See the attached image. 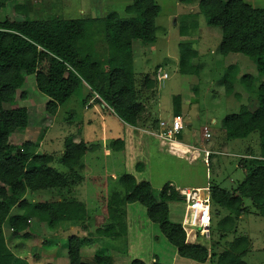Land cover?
<instances>
[{"label": "rangeland", "instance_id": "1", "mask_svg": "<svg viewBox=\"0 0 264 264\" xmlns=\"http://www.w3.org/2000/svg\"><path fill=\"white\" fill-rule=\"evenodd\" d=\"M111 1L114 5L107 6L110 0H87L81 3L76 0H19L18 2L11 0L0 9V22L4 20L39 21L46 17L65 20L102 18L112 11L116 12L120 18L133 16L125 11L132 0L121 4H117L118 2L115 0ZM253 1L254 8H264V0ZM90 2L93 6L91 11ZM156 2L160 7V12L155 19L157 41L153 46L151 45L152 47L150 46L147 56H141L134 60L133 64L136 97L142 109L141 118L136 126L140 129L146 128L151 133L156 132L158 119L165 117L166 112H170L171 103L177 110L182 103V108L190 107L191 117L187 119L182 114L180 121L183 124V129L175 139L191 134L197 141L203 143L201 130L206 126L210 129L211 138L204 143L207 144V147L213 146V149L217 150L226 141L221 133L222 119L228 114L237 113L240 105L249 107L250 100L256 103V94L250 92L240 82L239 77L235 83L236 92H233L234 94L229 97L225 95L220 82L228 59L218 52L221 33L219 28L206 25L203 16L198 13L197 2L190 6L180 5L176 0H156ZM18 8L24 9L25 13L21 10L18 11ZM181 22H197V27L189 28L188 35L182 37L179 35ZM181 42L191 44L192 50L197 52V57L191 61L192 70L179 68L178 45ZM101 47L103 46L99 43L96 49L102 54ZM234 56L232 60L237 62L242 55ZM244 58L249 60L247 57ZM250 62L246 65L245 70L240 71L241 75L249 73L252 76H257L255 63ZM47 67L48 64L42 62L38 68L41 71H46ZM158 72L166 73L167 79L158 80ZM16 78L19 86L16 89L14 101L3 105L4 109L16 112L18 115L19 128L10 136V142L20 146L24 142L30 141L34 144L31 150L35 152H37L36 147L41 145L39 146L40 152L54 156L52 167L59 172L66 173L67 170L56 160L62 154L64 139L74 137L75 133H79L75 132L77 127L70 121L77 118L83 111L82 92L74 94L58 108L55 115H51L46 111V103L49 99L37 91L34 75H28L25 69L20 68L16 71ZM262 80V78L258 79L257 85ZM86 90L88 91L87 88ZM91 94L95 99L96 96L92 92ZM89 98L91 96L87 100ZM210 120H216V123L214 124ZM103 123L105 124L99 117L95 118L92 125L85 128L84 134L88 135L89 139L92 136L93 140H96ZM120 125L119 122L116 123V128L120 131L119 138L126 140L124 153L111 150L112 156L105 158L98 146L97 150H89L82 158L83 164L86 165L85 169L84 166L81 170L78 169V174L82 179L77 181L75 187L71 186L69 192L68 189L28 191L24 196L29 202L64 198L82 201L85 203L89 215L92 216L89 219L86 218L84 223L77 225L60 223L53 228L32 219L25 237L17 235L7 220L3 225V232L6 245L14 254L13 264H68L67 242L70 236L86 240L80 251L82 261L93 263L95 256L110 254L112 257L110 264H130L134 259L142 260L146 264H152L154 262L152 259L163 264H217V256L227 249L236 237L245 236L252 240V248L243 260L246 264H264V217L244 215V219L238 224L240 235L236 234L238 232L236 227L227 234L220 231L217 226L224 217L223 213L216 207H212L211 237L204 239L198 236L195 239L193 237L188 239L191 243H198L207 248L208 260L205 263H197L177 257L173 262L172 256L175 248L163 237L159 227L148 219L145 208L139 203L127 204L122 199L124 190L121 185L118 182L113 185L109 183L111 174L121 177L125 173H130L138 182L148 181L154 192H158L164 184L169 182L180 193V189H184L181 187L182 185H195L201 182L202 186L200 187H207V173L208 177L211 176L210 180L230 189L233 187L230 180L237 182L245 177L244 170L237 167V162L240 159V156L237 155L246 156L248 151H253L260 156L257 133L242 140L244 145L236 140L228 141L230 142L227 144L228 149L226 151L219 149L222 153L215 156L216 166H211L210 172V169L207 170L203 163V154L198 161L186 165L171 155L169 143L166 140L143 135L149 141H144L141 145L142 141L134 137L140 138L139 133L133 129H123ZM92 131H95L96 134ZM116 137L115 139H119ZM151 140L152 142H150ZM160 141L164 142L162 147L159 146ZM110 144L106 147L110 148ZM137 163L140 166H136ZM222 163L225 165L222 166ZM103 166L108 167V172L103 169ZM88 175L92 176V179L84 180V177ZM106 175L107 177H105ZM111 179L114 178L111 177ZM103 181L105 187L109 186L106 189L111 193L108 200L105 190H103L105 188ZM117 192L122 195H118ZM206 193H209V189ZM9 195V189L0 183V201L9 203ZM244 204L250 207L249 200L245 199ZM184 205L183 203L170 205L171 220L176 222L181 220ZM15 213L16 209L14 208L10 214ZM110 226L115 231L118 229L121 232V238L112 240V238L106 237V228Z\"/></svg>", "mask_w": 264, "mask_h": 264}, {"label": "trees", "instance_id": "2", "mask_svg": "<svg viewBox=\"0 0 264 264\" xmlns=\"http://www.w3.org/2000/svg\"><path fill=\"white\" fill-rule=\"evenodd\" d=\"M8 1L11 0H0V8ZM177 1L184 5L197 2L198 13L206 25L219 28L220 55L241 54L256 67L257 76L246 74L240 77V82L250 92H255L256 103L250 100L249 107L242 105L237 113L226 115L221 129L226 140H242L257 133L260 156L240 160L245 178L233 192L220 188L215 182L209 188L211 208L228 212L217 226L229 234L239 217L247 211L245 199L264 216V8H254L245 0ZM125 11L133 16L120 18L112 11L102 18L65 20L46 17L39 21L0 22V183L10 192L9 203L0 201V264H13L14 261V254L4 238L3 225L7 220L17 235L25 237L32 219L53 228L60 223H84L87 218L86 205L78 200L29 202L24 198L28 191L68 189L69 192L70 187L82 179L78 169L83 168L82 158L89 148L83 141L66 139L57 160L67 170L63 173L52 167V154L32 151V142L26 141L20 146L10 142V136L18 128V115L4 109L3 105L14 101L19 86L16 71L23 68L26 74L34 75L37 91L49 99L46 111L51 115H55L58 108L85 84L98 103L110 108L124 123L136 126L142 109L136 97L132 40L138 39L145 45L155 42V19L160 7L154 0H132ZM196 27L197 22H181L179 35L185 37L189 28ZM99 43L103 46L102 54L96 49ZM178 49L179 68L192 70L191 61L197 57V52L186 42H181ZM42 62L48 64L46 71L38 68ZM238 73L236 65L225 69L220 82L225 95L233 93ZM260 78L263 80L257 85ZM178 113L174 107V116L178 117ZM110 149L121 151L122 140L111 142ZM119 182L125 192V202L139 203L145 208L148 219L159 227L179 257L197 263L208 260L207 248L186 241L181 220H171L170 205L184 204V198L176 188L165 184L154 192L149 182H138L130 173L122 175ZM14 208L16 213L11 215ZM118 235L112 226L106 228V237L115 239ZM85 241L77 236L68 238V264L111 263L107 256H95L93 263L82 261L80 251ZM249 246L247 237H236L217 256L216 263L246 264L243 259ZM130 264L146 263L134 259ZM152 264L161 263L155 261Z\"/></svg>", "mask_w": 264, "mask_h": 264}, {"label": "crops", "instance_id": "3", "mask_svg": "<svg viewBox=\"0 0 264 264\" xmlns=\"http://www.w3.org/2000/svg\"><path fill=\"white\" fill-rule=\"evenodd\" d=\"M18 2L19 0H15V1H13V2ZM76 1H78V3H81L82 1H87V0H76ZM109 1V0H108ZM116 2H118L117 4H121V3H124V2H127V0H115ZM129 1H131V0H129ZM177 1V0H176ZM246 2H248V3H250L253 7H254V1L253 0H245ZM154 2L158 5V2H156V0H154ZM177 3H179L178 1H177ZM180 4V3H179ZM111 5H114V4H112V1L110 0V3H108V5L107 6H111ZM116 5V4H115ZM180 5H184V4H180ZM159 6V5H158ZM185 6V5H184ZM190 6V5H189ZM116 7V6H115ZM89 8H90V11L93 9V6H92V3L90 2V6H89ZM259 8V7H258ZM1 9V8H0ZM78 9H79V5H78ZM19 10H21V12H24L25 13V11H24V9H22V8H18V11ZM68 20V19H67ZM71 20V19H70ZM16 21V20H15ZM18 21V20H17ZM20 21V20H19ZM157 41V36H156V40H155V42ZM155 42L154 43H152V44H143L140 40H138V39H134V40H132V51H133V64H134V60H136V59H139L141 56H147V54H149V52H150V46L152 45H154L155 44ZM151 46V47H152ZM152 49V48H151ZM234 55H236V53H229V54H227V55H225L224 57L226 58V59H228L227 60V67H229V66H231V65H236L237 67H238V69H239V73H238V75H237V79L239 78V77H242L243 75H241L240 74V71L243 69V70H245L246 69V65L247 64H249V63H251L250 61L251 60H246L244 57H242L241 56V58H238V61L237 62H235L234 60H232V59H234ZM239 57V56H238ZM239 62H241V63H239ZM239 63V64H238ZM241 66V67H240ZM226 67V68H227ZM249 74V73H248ZM244 75H246V74H244ZM251 75V74H250ZM236 79V80H237ZM235 83H237V82H235ZM235 83H234V90L235 91H233V92H236V87H235ZM237 86V85H236ZM86 88L88 89V91L86 90ZM80 92H82L81 93V95H83L82 97V99H83V103H84V105H83V111H81V114L77 117V118H75L74 120H71L70 122H72V124L74 125V126H76L77 127V130L75 131V132H79V133H75V135H74V137H70V139H72V141H74V142H79V141H83L85 144H86V146L89 148V150H97L96 148H98V146L100 147V149L102 150V154H103V157H105V158H108V157H111L112 156V151H111V149L109 148V147H106L107 145H109L111 142H113V141H115V140H118V139H115V136H117L116 138H119V136H120V131L116 128V123H120L121 125H120V127H122L123 129L124 128H129V129H133L136 133H139L140 134V138L138 137V136H134L136 139H139L140 141H142L141 142V145H143V143H144V141H149L145 136H143V135H148V136H150V137H152V138H154V139H159L157 136H155V135H153V133H158V131H159V126H157V131L156 132H153V133H151V132H148L147 130H146V128L144 129V128H139L138 126H130V125H128V124H126V123H124L110 108H108V107H106V106H104V105H102V104H100V103H98L97 101H96V99H94V96L91 94V91H90V89H89V87L87 86V85H85V84H83L82 85V89H81V91ZM234 93H232V94H230V95H227L228 97L229 96H231V95H233ZM237 94V93H236ZM84 95H87V96H84ZM89 96H91V98H89L88 100H87V98L89 97ZM157 97V96H156ZM229 99V98H228ZM156 102H158V100H156ZM182 103H180V105H179V108H178V114H179V116L178 117H176V118H179V120H180V118H181V116H182V114H184L186 117L185 118H190L191 117V113H190V107H187L186 105V107H184V108H182V105H181ZM155 106V105H154ZM153 106V107H154ZM190 106H192L191 104H190ZM240 106H242V105H240ZM240 106H239V108H240ZM60 108V107H59ZM235 108H237V107H235ZM173 103H171V110H170V112H166L165 113V117H163V118H161V119H158V121L159 120H169V119H171L170 118V116L172 115V117H175L174 116V111H173ZM231 114H233V113H231ZM97 117H99L100 118V120L102 121V122H105V124L104 125H102V127H101V129H100V132H98L99 134H97L98 135V137L96 138V140H93V137L91 136V138L89 139V137H87L88 135H86V134H84L85 133V128L87 127V128H89L91 125H92V122L95 120V118H97ZM224 119V118H223ZM222 119V120H223ZM213 122L214 124L216 123V120H210V122ZM107 123H109V125H107ZM221 124H222V121H221ZM18 128H19V125H18ZM203 128H206L207 129V131H208V133H209V137L208 138H206V137H204L203 136ZM202 128V130H201V136H202V138H203V141L205 142L207 139H210L211 138V134H210V129H208L206 126H204ZM93 133L95 132V131H92ZM221 133H222V135L225 137V135H224V132H223V130L221 129ZM94 134H96V132L94 133ZM115 134H117V135H115ZM77 135V136H76ZM178 135H180V133L179 134H177L176 136H178ZM188 136H181L180 138L178 137V139H173L172 141H167L166 140V142H168L169 143V152L171 153V155L172 156H174V157H176L177 159H179V160H181V162L182 163H184V164H186V165H189V164H191V163H194V162H196V161H198L201 157H202V154H203V163L205 164V167L207 168V170H209L210 168H211V166H216V163L214 162V160L216 159L215 158V156H217L218 154H221L222 152L221 151H226L228 148H227V144H230V142H228V141H232V140H226L225 141V143L224 144H222V145H220L219 146V149H221V151H219V149H217V150H215V149H213V146L211 147V146H209V147H207V144H205L204 142L202 143V141H197L194 137H193V135H191V134H187ZM175 136V137H176ZM222 139V138H221ZM247 139V138H246ZM65 140H66V138L64 139V142H65ZM119 140H122V142H123V149L121 150V151H119L118 153H124V150L126 149V140L125 139H122V138H119ZM161 140V139H160ZM242 140H245V139H242ZM242 140H236V141H239V142H241L243 145H244V142L242 141ZM223 141V140H222ZM251 141V140H250ZM150 142H152V140L150 141ZM252 142V141H251ZM38 145V143L36 144V146ZM162 145H164V142H159V146L160 147H162ZM39 146H41V145H38L37 147H36V150H37V152L38 153H42V152H40V147ZM237 149H239V148H237ZM89 150L85 153V155L89 152ZM247 150V149H246ZM206 152H208V155H206ZM46 154H49V153H46ZM248 155H246V156H243V155H237V156H240V159L238 160V162H237V167H239V168H241L240 166H242V164H240V160L241 159H245L246 158V160H247V158H252L253 156L254 157H258L259 155L258 154H256V153H253V151L251 152H249L248 151V153H247ZM84 155V156H85ZM223 155V154H222ZM224 155H226V154H224ZM55 160V159H54ZM58 160V159H57ZM56 160V161H57ZM82 163H83V160H82ZM242 163V162H241ZM140 166V164L139 163H137L136 164V166ZM225 164L224 163H222V166H224ZM248 165V164H247ZM83 166H84V169H85V167H86V165L85 164H83ZM108 167L107 166H103V169L104 170H106V172H108L107 169ZM139 168H141V167H139ZM102 169V170H103ZM103 170V171H104ZM138 171H140V170H138ZM210 172H211V169H210ZM108 174V173H107ZM105 177H107V175L105 176ZM111 177L112 178H114V179H111ZM111 177H110V179H109V183L110 184H114L115 182H118L119 184H120V182H119V178L120 177H116L114 174H111ZM245 178V177H244ZM85 179H88V180H91L92 179V176H90V175H88V176H86V177H84V180ZM206 179H207V187H204V188H208L209 189V187H210V184H211V182H215V181H212V180H210L211 179V176L210 177H208V174L206 173ZM208 180H209V182H208ZM244 180V179H243ZM243 180H241V181H235V180H230V182L232 183V185H233V187H231L230 189H226V188H224V187H222L219 183H216L220 188H222V189H225V190H227V191H230V192H233L235 189H236V187H237V185L238 184H240ZM108 182V181H107ZM148 182V181H147ZM166 184H169V185H171L169 182L168 183H166ZM83 185V182H82V184H81V186ZM165 185V184H164ZM235 185V186H234ZM81 186H79V187H81ZM200 186H202L201 185V182H199V183H197V184H195V185H182L181 187L182 188H189V189H197V188H200V189H202L203 187H200ZM75 187V186H74ZM103 187H105V185H104V181H103ZM108 185H107V187H105V188H103V190H105V194H106V199L108 200L109 199V194H111V193H109L108 192ZM163 187V186H162ZM161 187V188H162ZM107 188V189H106ZM124 190V189H123ZM181 190V189H180ZM113 193V192H112ZM119 192H117V194H118ZM118 195H120V193L118 194ZM122 195V194H121ZM120 195V196H121ZM102 197H104V196H102ZM122 199L125 201V192H123V196H122ZM82 202V201H81ZM244 206L247 208V211L245 212V213H243L240 217H239V219H238V221H236V225H235V227H236V229L238 230L239 229V226H238V224L239 223H241V221L244 219L243 217H244V215H253L254 217H256V216H262L261 214H259L258 213V211H257V209L256 208H254L253 206H252V204H251V201H250V207H248V206H246V204H244ZM86 210H87V218L89 219V217H91L92 215H89V212H88V209L86 208ZM219 210L223 213V215L224 216H226L227 215V211L226 210H224V209H222V208H219ZM119 217H121L122 218V216L121 215H119ZM262 217H264V216H262ZM116 232L119 234L118 235V237L117 238H115V239H113L112 238V240H118L119 238H121L120 236H122V234H121V232L117 229L116 230ZM236 234H238V235H240V232H239V230H238V232H236ZM248 239H249V241H250V246H249V250H251V248H252V240H250V238L248 237ZM248 254V253H247ZM107 257H109L110 258V260H112V257L110 256V254H107L106 255ZM177 257H179L178 256V254H177V252H176V249H174V253H173V256H172V259H173V262H175L176 261V259H177ZM184 259V258H183ZM152 261H154L155 262V259H152ZM158 262V261H157ZM159 263V262H158ZM184 263V262H183ZM186 263V262H185ZM161 264H163V263H161ZM187 264V263H186Z\"/></svg>", "mask_w": 264, "mask_h": 264}, {"label": "built area", "instance_id": "4", "mask_svg": "<svg viewBox=\"0 0 264 264\" xmlns=\"http://www.w3.org/2000/svg\"><path fill=\"white\" fill-rule=\"evenodd\" d=\"M166 73H157L158 80L167 79ZM159 131L153 133L161 140L172 141L177 134L183 129V124L179 118L172 117L169 120L158 121ZM203 136L208 138L209 133L206 128H203ZM208 155V152H206ZM208 188L180 190V194L184 198V212L181 219V227L186 235V241H190L198 236L204 239H209L212 234L213 218L211 214L210 195ZM203 192V193H202Z\"/></svg>", "mask_w": 264, "mask_h": 264}]
</instances>
